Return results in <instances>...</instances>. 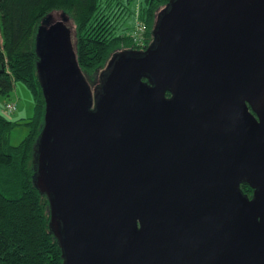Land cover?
I'll use <instances>...</instances> for the list:
<instances>
[{"label":"water","instance_id":"1","mask_svg":"<svg viewBox=\"0 0 264 264\" xmlns=\"http://www.w3.org/2000/svg\"><path fill=\"white\" fill-rule=\"evenodd\" d=\"M64 21L34 158L64 264H264V0H170L94 93Z\"/></svg>","mask_w":264,"mask_h":264},{"label":"trees","instance_id":"2","mask_svg":"<svg viewBox=\"0 0 264 264\" xmlns=\"http://www.w3.org/2000/svg\"><path fill=\"white\" fill-rule=\"evenodd\" d=\"M169 1L145 0L140 8L146 27L142 49L128 32L117 34L114 21L125 11L114 0H0V96H9L23 82L36 101V116L25 123L29 134L18 146L10 144L9 135L19 124L0 113V264H64L50 229L48 198L34 181L35 146L46 106L37 68L39 34L57 23L56 15L66 18L70 30L72 22L78 63L93 79L118 50H146L152 44L157 12ZM241 189L252 197L248 184Z\"/></svg>","mask_w":264,"mask_h":264},{"label":"rangeland","instance_id":"3","mask_svg":"<svg viewBox=\"0 0 264 264\" xmlns=\"http://www.w3.org/2000/svg\"><path fill=\"white\" fill-rule=\"evenodd\" d=\"M145 0H114L113 4H116L117 2L120 3V8L124 6L123 11H125V14L123 16H119L115 19V29L117 34H125L129 33L130 37H132L133 42L134 41V34L136 30L142 27L141 22V15H140V8L144 5ZM124 4V5H123ZM164 8H161L160 11H162ZM157 20V17H156ZM55 22L62 21V18L60 15L54 16ZM69 26L72 27L71 33H72V43L74 45V31H75V25H73L72 22H69ZM146 38V35H144ZM136 45V44H135ZM130 50V49H126ZM123 49L118 50L113 56L110 57V59L106 62V64L101 67L94 75L93 79L90 78V75L86 72H84L82 69V72L85 76V79L90 86L92 92L96 91V89L102 87V81L105 79V76L108 75L110 72L109 70V63L113 59V57L121 52H123ZM139 51H143L142 49ZM81 68V67H80ZM7 105H13L15 106V110L11 114H7L4 111H8ZM7 116L12 122L15 124H19L13 128L9 135V141L12 146H18L23 142L26 137L29 134V128L25 126L26 122L31 121L32 118L36 116V101L31 93V91L28 89V87L23 82H17L15 85L14 90L10 93L9 96H0V113ZM253 197V196H252ZM251 197V198H252Z\"/></svg>","mask_w":264,"mask_h":264},{"label":"built area","instance_id":"4","mask_svg":"<svg viewBox=\"0 0 264 264\" xmlns=\"http://www.w3.org/2000/svg\"><path fill=\"white\" fill-rule=\"evenodd\" d=\"M141 25H142V27L140 28V30L138 28L134 34V41H135V44L137 47L143 49L145 47V36L144 35L146 33V27L143 24H141ZM7 108H8V111L7 112L4 111L7 114L8 113L11 114L13 112V110H15V106H13V105H11V106L7 105Z\"/></svg>","mask_w":264,"mask_h":264},{"label":"flooded vegetation","instance_id":"5","mask_svg":"<svg viewBox=\"0 0 264 264\" xmlns=\"http://www.w3.org/2000/svg\"><path fill=\"white\" fill-rule=\"evenodd\" d=\"M253 193H254V190H253ZM253 196V195H252ZM251 199V198H250Z\"/></svg>","mask_w":264,"mask_h":264}]
</instances>
